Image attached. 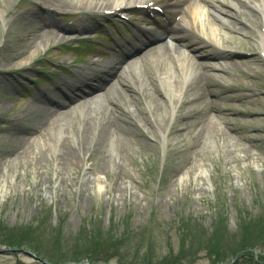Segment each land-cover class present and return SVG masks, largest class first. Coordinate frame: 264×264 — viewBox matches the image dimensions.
<instances>
[{"label":"rangeland","instance_id":"1","mask_svg":"<svg viewBox=\"0 0 264 264\" xmlns=\"http://www.w3.org/2000/svg\"><path fill=\"white\" fill-rule=\"evenodd\" d=\"M238 8L247 12L242 31L200 6L195 40L229 57L207 52L195 59L191 47L172 46V55L192 58L197 80L185 84L193 94L185 89L171 101L147 80L148 60L157 55L144 57L145 50L131 59L136 66L125 68L142 73L139 90L122 88V67L107 71L104 82L81 84L76 72L109 69L112 59L82 57L73 47L84 39L101 44L105 25L119 18L49 0H0V264H264L256 259L264 256V47L258 44L264 16ZM88 19L91 28L82 27ZM31 32L37 34L26 51L6 58V45L21 50L19 37ZM167 70L173 72L171 63ZM59 107L68 114L44 110ZM89 109L95 113L79 116ZM99 117L126 132L94 148V141L76 142L81 122L97 125ZM53 144L73 152L76 162L60 164ZM70 175L89 180L90 190L71 191Z\"/></svg>","mask_w":264,"mask_h":264},{"label":"bare ground","instance_id":"2","mask_svg":"<svg viewBox=\"0 0 264 264\" xmlns=\"http://www.w3.org/2000/svg\"><path fill=\"white\" fill-rule=\"evenodd\" d=\"M51 2H54L55 4H57L58 6L62 7V8H69L71 10H76V9H88V10H92V9H98V10H108L111 12H115V13H128L130 12L131 8L137 6V5H142V4H146L148 2H145V0H49ZM178 2L181 5L180 6H176L174 7L173 10H178L180 11L181 17L178 20V22L175 24L173 31L171 32V34L169 35L170 38L173 40L174 44H173V49L174 51H178L180 50L181 47H191L188 48V52L190 54H192L195 59H197L198 57H200L202 54H206L207 52V57L208 58H213V59H223V58H228L229 57V53L226 52H209L207 50L204 43L201 42H197L195 40V33H200V31H202L201 26L199 24L198 21V17L200 14V8L199 5H197L193 0H165V4H169V3H175ZM200 4H202L203 6H205L207 8V12L209 14V16H211L213 18V20L219 21L220 23L224 22V20H221L220 16H226L230 19L233 20L232 23H229L227 26L230 29H234L236 31H242L244 29L243 26V22L247 17V12L245 10H243L242 8H238L239 4L244 6V7H251L254 10V15L255 14H259L262 13L264 16V0H200ZM166 8L168 9L169 6L165 5ZM225 7H233L236 9V12L231 14L228 13L230 12L229 10H226ZM241 7V6H240ZM5 9V7H4ZM3 9V10H4ZM80 10V11H81ZM77 11V10H76ZM11 12V11H10ZM258 21V19L256 20ZM209 22V21H208ZM264 22V20H263ZM234 23V24H233ZM236 24H238V27L236 26ZM263 27H264V23L262 24V26L260 27V32H261V39H259V45L264 47V32H263ZM216 28H214L212 26V24L208 23V27H207V33L211 36L214 37V35L217 34ZM36 32H31L28 35H24L23 37H19V41L20 43V48L21 50H15L13 48H15L17 46V44H12V45H6L5 47V52L6 53L5 57L8 59H11L13 57H16L17 55L23 53L26 51L29 42H33L34 41V36L36 35ZM27 36L29 37V39H27ZM217 38H214V40H216ZM220 45L225 46V44L230 43V39L226 40H218ZM222 41V42H221ZM199 43V44H197ZM260 49V48H259ZM162 50L166 51V54L168 56V62L166 63L165 61H163V59L161 58L162 54L165 53H161ZM170 50H172V46H170L169 44H162V45H157L154 46L152 48H148V50H146L144 52V57L151 55L150 53H156V58L150 59L148 60V70H147V80L150 82V84H152V88H159V90H162V96H167L171 101L174 98H177L178 100L181 99V92L183 90L186 89L187 92H191V87L194 82L197 80V73H196V69H194L193 64L191 63L192 58H188L189 56H187V58H180L179 55H172V53L170 52ZM21 51V52H20ZM197 51V52H195ZM1 52V50H0ZM10 53V54H9ZM18 62V61H17ZM124 62H117V64H122ZM171 63L174 70L173 72H169L167 70V64ZM133 66H136V59L135 60H128V62L124 65L123 64V69L121 70V74H119V76H122V74L125 75V78L123 79H118L120 84L123 85L122 88H129L130 90L134 91V90H139V84L142 85L143 82H145L143 75L140 71H138V68H136L134 70V72H130V73H126L125 72V68H131ZM155 66L157 69H161L164 68V71L162 73H157L154 70L149 71V69ZM215 66H213L214 68ZM126 73V74H125ZM123 75V76H124ZM188 82H190V86H186L185 88V84ZM143 88V86H142ZM189 88V89H188ZM123 90V89H121ZM124 91V90H123ZM135 92V91H134ZM192 93V92H191ZM193 94V93H192ZM124 95V94H123ZM135 95V94H134ZM133 95V96H134ZM89 98H94V96H89ZM87 99V98H86ZM84 99V100H86ZM195 99V98H194ZM189 100H182V102L186 103ZM64 108H45L44 110L47 111V113H49L51 116H63L65 115V113L68 114L67 109L63 110ZM173 113L175 112V109L172 110ZM95 110L94 109H89V110H82L80 111V117L84 116L85 114H94ZM188 113L189 116H191L193 114V112L189 111ZM185 114L186 116L188 115ZM80 121V119H79ZM93 121H86L85 125L82 126V123H84V121L81 122L80 127H83V132L82 131H77V134H79V132L81 133V135L78 136V140L76 142L82 143L83 141L80 140H84V143L86 142L85 140H91L92 142L94 141L95 144H91L90 143V147L94 148L95 145H100V142L103 141L106 137H112V136H120V132H126V129L119 124L118 122L112 120L110 117H99L98 119V124L96 125L95 123H92ZM208 124V126H210V123H205ZM42 126H44L45 128H51L50 124L46 123V124H42ZM98 126V129H97ZM86 127L91 128V132L90 134L87 136L85 130ZM96 138V140H95ZM52 149L54 150V153H61L59 155V163L63 165V163L65 165H69L72 166L76 161H75V157H74V153L70 152V153H63V151H61L60 149L57 150L56 144L52 145ZM78 149L80 150V145L78 146ZM92 156V155H91ZM79 159V158H78ZM95 167L97 168L98 166H94L93 164L91 165V167L89 168V171L92 172L93 170L95 171ZM93 168V170H92ZM62 169V168H61ZM102 169L106 170L107 175L110 177V172L106 169V167L104 165H102ZM93 171V172H94ZM77 172L74 173V175ZM74 175H70L69 176V181L71 182V184H69L70 186V190H73V187H76V191H79L80 195L83 194V192H88L90 190V181L86 180L81 182H79V178L78 176L75 177ZM119 178L116 179V181H118ZM68 180H65L63 178V185L64 187H67V183ZM95 182L97 183V187L100 184V177H97L94 179ZM42 181V180H41ZM50 182V180H49ZM43 183H39L37 182L35 184L36 187L42 185ZM50 187V185H49ZM60 191L61 187L59 188ZM61 195L64 196L65 192L62 191L60 193Z\"/></svg>","mask_w":264,"mask_h":264}]
</instances>
